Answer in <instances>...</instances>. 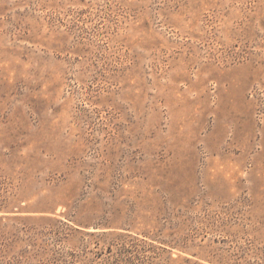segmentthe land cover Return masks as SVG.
<instances>
[{
    "label": "rangeland",
    "instance_id": "rangeland-1",
    "mask_svg": "<svg viewBox=\"0 0 264 264\" xmlns=\"http://www.w3.org/2000/svg\"><path fill=\"white\" fill-rule=\"evenodd\" d=\"M0 208V264H264V0H0Z\"/></svg>",
    "mask_w": 264,
    "mask_h": 264
},
{
    "label": "trees",
    "instance_id": "trees-1",
    "mask_svg": "<svg viewBox=\"0 0 264 264\" xmlns=\"http://www.w3.org/2000/svg\"><path fill=\"white\" fill-rule=\"evenodd\" d=\"M0 213H2V214L0 215V222H2V220H4V219H8L7 217H10V216H7V215H6V213L9 214V212H7V211H3L2 208H0ZM10 213H11V212H10Z\"/></svg>",
    "mask_w": 264,
    "mask_h": 264
}]
</instances>
